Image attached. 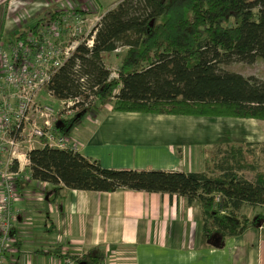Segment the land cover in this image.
Returning a JSON list of instances; mask_svg holds the SVG:
<instances>
[{
  "label": "trees",
  "instance_id": "1",
  "mask_svg": "<svg viewBox=\"0 0 264 264\" xmlns=\"http://www.w3.org/2000/svg\"><path fill=\"white\" fill-rule=\"evenodd\" d=\"M60 14L52 11L46 20ZM118 48L123 54L109 79L103 58ZM256 60L264 63V0H118L96 22L92 47L78 45L46 89L55 99H86L90 92L92 108L264 121V80L219 67ZM77 119L61 120L58 130ZM248 144L213 145L203 171L103 168L77 151L47 146L27 152V168L31 179L67 189H127L195 201L200 243L221 247L225 238L264 223L261 212L239 213L243 206L264 212V169L245 162ZM71 257L102 264L104 254L96 247Z\"/></svg>",
  "mask_w": 264,
  "mask_h": 264
},
{
  "label": "crops",
  "instance_id": "2",
  "mask_svg": "<svg viewBox=\"0 0 264 264\" xmlns=\"http://www.w3.org/2000/svg\"><path fill=\"white\" fill-rule=\"evenodd\" d=\"M64 3L0 0V39H13L32 20L47 19L52 11L65 14ZM96 14L101 16L97 9L87 17ZM94 112L93 123L77 119L66 129L76 151L103 168L203 171L209 155L204 146L222 144L229 135L238 142L252 141L248 134L262 140L258 126L243 127L242 121L251 118L238 119L234 126L223 120L229 117L117 111L111 104ZM223 132L229 134L224 141ZM13 208L18 212L13 234L19 249L38 264L46 263L50 254L79 255L96 247L103 251L102 264H264V223L225 238L221 247L203 245L198 204L174 194L67 189L31 179L26 166L18 176ZM39 246L40 251L34 249Z\"/></svg>",
  "mask_w": 264,
  "mask_h": 264
},
{
  "label": "built area",
  "instance_id": "3",
  "mask_svg": "<svg viewBox=\"0 0 264 264\" xmlns=\"http://www.w3.org/2000/svg\"><path fill=\"white\" fill-rule=\"evenodd\" d=\"M61 9L65 14L44 19L35 29L23 31L21 37L0 39V264H38L19 249L18 238L13 234V223L18 217L13 202L18 176L28 165L27 152L43 146L76 151L72 136L67 129L58 130L56 122L74 117L96 101L90 92L86 99H56L58 109L40 101L42 90L54 98L46 85L75 48L80 44L87 49L92 47L94 25L100 18H87L88 13L94 12L89 3ZM69 19L74 24L71 28ZM115 76L112 72L109 79ZM79 82H83V77ZM214 201H218V196ZM41 264L78 262L71 255L50 254L49 260Z\"/></svg>",
  "mask_w": 264,
  "mask_h": 264
},
{
  "label": "rangeland",
  "instance_id": "4",
  "mask_svg": "<svg viewBox=\"0 0 264 264\" xmlns=\"http://www.w3.org/2000/svg\"><path fill=\"white\" fill-rule=\"evenodd\" d=\"M96 1H97V4H94V6L95 5L97 6L98 11H100L101 15H102L108 9V7L111 5L110 3L113 0H96ZM114 1H116V0H114ZM71 4L72 5L74 4L75 6H79V5H76L74 0H65V3L62 7L67 8ZM90 6L95 11L93 4H90ZM102 11H104V12H102ZM96 16L98 17V14H96ZM87 18H90V17L88 16ZM37 19L35 21L32 20L33 23L28 24V26H26V27L29 28V26H32L37 21ZM70 20L71 19H69V21ZM86 23H89V21L87 20ZM73 25H74L73 22L70 21L68 24V27L71 28V27H73ZM94 27H95V25H94ZM122 54H123V49L118 48V49H116V51H112L107 56L106 55L104 56L103 65L106 69H108L109 75L112 72L116 75V68H117L118 63L120 62ZM219 67H220V69L236 72V73H239L243 76H250L251 75V76H254L256 78L264 80V63L261 62L260 60H256L250 64L243 63V62H232V63H228V64H221ZM40 96H41L40 101L42 103L50 105L53 109L59 108L58 100L48 96L44 90L40 91ZM91 106L93 107V104ZM92 107L83 111L80 114L79 120H82V121L88 120L89 122L93 123L94 113H95L94 111H96L99 107H96V108H92ZM219 117L223 118V117H227V116H219ZM226 119L231 121V123H230L231 125L236 126L239 124V121H237V120L241 119V118L229 117V118H225L223 120H226ZM229 121H228V124L223 123L224 124L223 131L225 130V128L227 126H229ZM242 125L246 130H248L249 128H253V127L258 126V129L256 131V133L258 135L257 137H258V139H260V140L262 139V140L259 142L254 141L252 134H248V135H245V137L247 136L252 141L243 140L242 142H238V141H236L237 140L236 137L234 139V137L232 135H229L227 132H225V133L223 132L222 138H220V139H222V141H224L223 139H226L225 137H228V135H229V139H228V141L222 143L221 145H222V147L223 146L226 147V145H235V146L240 145L241 147H243V145L249 143L247 145L248 151L244 155L245 162L246 163H253L256 165L259 164L261 169H264V121L263 120L258 121V120L245 119L242 121ZM69 132L71 133V130H69ZM208 135L209 134L206 135L207 138H208ZM234 135H236V134L234 133ZM212 136L215 137L214 134H212ZM216 144H219V143H216V142L213 143V145H216ZM213 145L204 146L203 147L204 153L205 152L211 153V148ZM20 151H23V150H20ZM213 152H214V150H213ZM241 175L243 177H245L246 179H249V180H251L253 178V172H251V171L243 170L241 172ZM257 212H261L264 214V212H262V210L259 207L250 208L248 206H243L242 209H240V211H239L240 214H244L248 218L257 214ZM34 249L40 251V246L38 248H34Z\"/></svg>",
  "mask_w": 264,
  "mask_h": 264
},
{
  "label": "water",
  "instance_id": "5",
  "mask_svg": "<svg viewBox=\"0 0 264 264\" xmlns=\"http://www.w3.org/2000/svg\"><path fill=\"white\" fill-rule=\"evenodd\" d=\"M82 112H79V113H77L76 114V117L79 119V117H80V114H81ZM59 125V122H56V127ZM215 243L216 242H213V243H211L212 245H215Z\"/></svg>",
  "mask_w": 264,
  "mask_h": 264
}]
</instances>
